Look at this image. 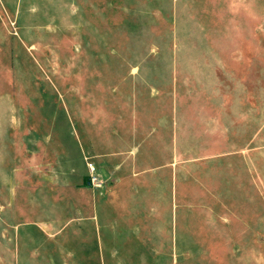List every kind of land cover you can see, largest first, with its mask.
Masks as SVG:
<instances>
[{
	"label": "rangeland",
	"instance_id": "obj_1",
	"mask_svg": "<svg viewBox=\"0 0 264 264\" xmlns=\"http://www.w3.org/2000/svg\"><path fill=\"white\" fill-rule=\"evenodd\" d=\"M0 264H264V0H0Z\"/></svg>",
	"mask_w": 264,
	"mask_h": 264
},
{
	"label": "crops",
	"instance_id": "obj_2",
	"mask_svg": "<svg viewBox=\"0 0 264 264\" xmlns=\"http://www.w3.org/2000/svg\"><path fill=\"white\" fill-rule=\"evenodd\" d=\"M98 138L101 139V140L99 139L100 142L97 144V147L99 149L108 148L111 145V143H113L112 140L109 139L108 135H107V137L106 136L102 137L99 135ZM92 156H94V161L97 163V166L95 164H93L94 168L104 178H107V176H110L109 175L110 172H113V173L116 172L117 169L121 165V163H119V162L112 163L111 166L109 165L110 166L109 170H112V171L108 172V171H106L105 166H104L105 168L103 169V165H98V164L106 163L105 160L107 159L108 156H110V154H108L107 152H101L98 154L94 153ZM106 161H108V160H106ZM85 174H86V170H84V176H83V179L81 180V183H82V186L84 188L85 187L88 188L85 184V181H86L85 180ZM120 181L121 180L119 178L115 177V180L112 182V184L105 187V189H104L105 191L103 192V195H102L104 197V199H106V201L111 202L107 206H104L105 207L104 209H109V212L113 213V214L114 213L122 214V213H126V212H129L132 210L135 211V209H136L135 207H133L131 205H128L125 203L124 204L119 203V202H121L119 198H122V200H123V198H125L124 195L122 194L120 188L118 187V185H119L118 183ZM110 182L111 181H109L108 184H110ZM137 209H140V208H137ZM99 212H100L99 208L95 207L94 211H93V213L95 215V221L93 223L92 222H86L85 221L86 218H84V221L82 220V221H79L77 223L78 234H79L77 237L78 244L100 246L103 244L104 237L112 239L111 241H108L107 243H114V244L119 243L116 239H118L119 236H122V233H119L117 231V229L115 228L117 226V218L118 217H116L115 219H112V217H111L109 224L103 225V223L101 222V217H99ZM120 219H125V218H120ZM86 227H87V229L90 228L92 230V232H93L92 235H84V232H86ZM99 254H100V252H99Z\"/></svg>",
	"mask_w": 264,
	"mask_h": 264
},
{
	"label": "built area",
	"instance_id": "obj_3",
	"mask_svg": "<svg viewBox=\"0 0 264 264\" xmlns=\"http://www.w3.org/2000/svg\"><path fill=\"white\" fill-rule=\"evenodd\" d=\"M85 184L86 186L95 191H102L105 189L109 180L101 176L91 163H86Z\"/></svg>",
	"mask_w": 264,
	"mask_h": 264
}]
</instances>
